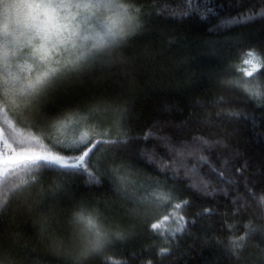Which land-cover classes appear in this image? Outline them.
I'll use <instances>...</instances> for the list:
<instances>
[{"label":"snow or ice","instance_id":"snow-or-ice-1","mask_svg":"<svg viewBox=\"0 0 264 264\" xmlns=\"http://www.w3.org/2000/svg\"><path fill=\"white\" fill-rule=\"evenodd\" d=\"M181 2L184 11L164 5L171 18L197 13L202 20L210 14L215 19L217 7H223L213 0ZM258 5V10L253 5L237 15L229 13L209 32L264 19V0H258ZM156 14L161 16L163 11ZM143 16L144 8L137 6V0H0V264H31L33 251L19 243L18 234L7 233L20 207L38 225L40 239L51 245L53 254L60 258L58 264H85L91 257H103L104 264H128L125 259L105 256L132 235L118 214H106L112 196L122 205H131L126 210L132 217L141 218L144 210L145 218L151 221L149 230L165 241L157 250L160 257L170 254V240L193 237L189 228L197 223V219L184 215L192 201L178 194L180 183L187 181L186 188L198 196L214 200L223 195L231 201L233 216L251 207L243 197L230 195V189L238 191L240 182L225 174L230 171L229 161L220 160L218 168L210 159L216 147H229L225 140L213 141L200 134L191 135L190 140L174 139L153 131L131 135L126 130L130 108L121 106L118 99L93 97L91 104L60 107L62 96L78 94L69 87L72 81L120 63L122 47L145 28ZM217 43L219 40L206 41L209 47ZM181 62L189 63L188 59ZM240 63L243 67L236 68L240 78L218 75V87L226 92L239 91L264 106V48L243 51ZM230 104L223 95L210 104L197 100L196 107L204 110L198 122L214 125L217 120H250L247 113ZM209 107L220 111L209 112ZM194 116L190 113L189 119ZM251 122L255 127L254 119ZM17 123L40 131L47 142H42L41 136H25L17 130ZM175 131L180 137L188 135L189 121ZM157 149H162L163 155ZM141 164L154 168L159 175L142 171ZM236 171L242 175L240 169ZM81 175L90 188L105 187L107 182L103 211L97 207L100 202L94 194L78 198L72 189L69 178ZM244 187L255 200L247 180ZM258 203L264 213V195ZM218 214L217 209L205 207L196 217L206 220ZM225 226L230 231L235 227L226 222ZM244 227L243 234L228 237L224 251L228 264L233 259L240 264L258 232L264 237V230L252 223ZM209 239L216 240L215 234L204 236L205 243ZM130 255L137 259L140 254ZM217 264L223 262L217 258ZM249 264H264V247L256 246Z\"/></svg>","mask_w":264,"mask_h":264},{"label":"trees","instance_id":"trees-1","mask_svg":"<svg viewBox=\"0 0 264 264\" xmlns=\"http://www.w3.org/2000/svg\"><path fill=\"white\" fill-rule=\"evenodd\" d=\"M213 2L217 6L223 5L217 7V18L214 19L210 14L207 20H202L197 13L183 19L171 18L164 5L184 11L185 6L181 0H137V6L142 5L144 8L142 20L145 28L122 47L119 53L120 63L72 81L69 87L77 89L78 94L62 96L63 103L60 107L67 109L74 105L91 104L94 102L93 97L118 99L121 106L130 108L129 127L126 130L131 135L142 136L147 131H153L167 133L174 139L190 140L191 135L200 134L213 141L225 140L229 147H216L210 154V159L218 168L220 160L229 161L230 171L225 174L240 182L237 185L238 191L230 189V195L243 197L251 207L233 216L231 201L223 195H217L214 200L198 196L186 188L187 181L180 183L178 194L192 201L184 215L187 219H197V223L189 228L193 237L177 236L175 241L170 240V254L160 257L157 250L158 247L165 246V241L149 230L147 225L151 221L145 218L144 210H141V218L132 217L126 210L131 205H122L112 196L106 206V214H118L132 235L123 244L106 252L105 256L125 259L128 264H143L147 260H151L153 264H217V258L223 264H228L224 261V251L228 248L227 240L230 235L243 234L246 231L244 225L248 223L264 230V213L258 203L259 197L264 195V106H258L239 91L226 92L220 89L215 79L218 75L240 78L236 68L243 67L240 63L243 51L250 47L264 48V19H258L247 26H232L218 33H210L209 28L218 24L229 13L237 15L253 5H257V10L259 8L258 0ZM240 4L244 7H239ZM157 11H163V15L158 16ZM169 40L173 43L169 44ZM209 40H219V43L209 47L206 44ZM200 53L207 55H199ZM183 59H188L189 63H182ZM220 95L231 101L230 107L247 113L250 120L241 118L231 121L217 120L214 125L200 124L198 121L204 110L196 107V101L210 104ZM206 110L213 113L220 111L210 107ZM190 113H195L192 120L189 119ZM253 119L255 127L251 122ZM184 121H189L190 132L180 137L175 128L182 127ZM25 128L27 135L41 136L42 142H47L43 140L40 131L31 127ZM152 143L154 141L149 142V148ZM140 146H143V142ZM157 151L163 155L162 149ZM139 168L153 176L159 175L154 168L147 165L141 164ZM237 169L242 171V175L237 174ZM204 170L207 171L206 168ZM159 178L165 179L163 176ZM49 179L54 180L57 177L50 176ZM69 179L78 198H86L92 193L100 202L97 207L102 211L105 209L103 201L107 193V182L105 187L90 188L85 184V176ZM245 180L248 188L255 192V200L248 195L244 187ZM205 207L215 208L219 214L206 220L197 218L196 214ZM14 217L15 223L7 227V233L9 236L18 234L19 243L33 251L31 264H58L60 258L53 254L50 244L40 239L38 225L33 223L31 215L20 207ZM225 222L235 227L230 231ZM213 233L216 240L209 239L205 243L204 236L210 238ZM250 245L243 253L244 259L240 264H249V257L256 251V246L264 247V237L258 232L251 239ZM131 253L140 255L137 259H132ZM85 264H104V259L91 257ZM231 264H235L234 259Z\"/></svg>","mask_w":264,"mask_h":264},{"label":"rangeland","instance_id":"rangeland-1","mask_svg":"<svg viewBox=\"0 0 264 264\" xmlns=\"http://www.w3.org/2000/svg\"><path fill=\"white\" fill-rule=\"evenodd\" d=\"M16 127H17V130H18V131L22 132L25 136H27V132H26L25 125L17 123V124H16ZM4 135H5V136L8 135V129H5V130H4ZM0 147H2V143H0Z\"/></svg>","mask_w":264,"mask_h":264}]
</instances>
